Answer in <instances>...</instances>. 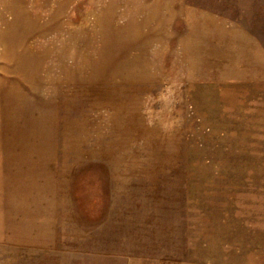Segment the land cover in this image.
I'll return each instance as SVG.
<instances>
[{
    "label": "rangeland",
    "instance_id": "1",
    "mask_svg": "<svg viewBox=\"0 0 264 264\" xmlns=\"http://www.w3.org/2000/svg\"><path fill=\"white\" fill-rule=\"evenodd\" d=\"M0 264H264V0H0Z\"/></svg>",
    "mask_w": 264,
    "mask_h": 264
}]
</instances>
